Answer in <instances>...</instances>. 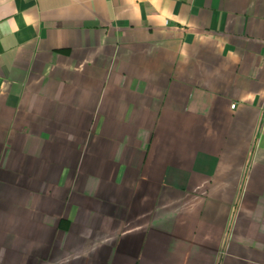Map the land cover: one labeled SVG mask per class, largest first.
<instances>
[{
	"label": "crops",
	"instance_id": "crops-1",
	"mask_svg": "<svg viewBox=\"0 0 264 264\" xmlns=\"http://www.w3.org/2000/svg\"><path fill=\"white\" fill-rule=\"evenodd\" d=\"M0 264H264V0H0Z\"/></svg>",
	"mask_w": 264,
	"mask_h": 264
},
{
	"label": "built area",
	"instance_id": "built-area-1",
	"mask_svg": "<svg viewBox=\"0 0 264 264\" xmlns=\"http://www.w3.org/2000/svg\"><path fill=\"white\" fill-rule=\"evenodd\" d=\"M231 108H232L231 106L228 107L229 110H230Z\"/></svg>",
	"mask_w": 264,
	"mask_h": 264
}]
</instances>
